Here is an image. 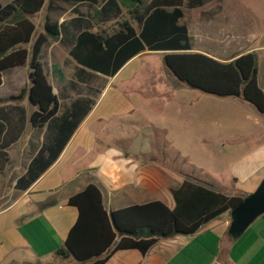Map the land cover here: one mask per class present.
I'll return each mask as SVG.
<instances>
[{"label":"crops","instance_id":"1","mask_svg":"<svg viewBox=\"0 0 264 264\" xmlns=\"http://www.w3.org/2000/svg\"><path fill=\"white\" fill-rule=\"evenodd\" d=\"M241 7L254 20L253 42L248 41L246 13L193 10V51L224 62L256 51L258 84L264 92V14L247 4ZM67 30L69 37L80 33L72 26ZM43 32L44 24L35 36ZM67 39L69 43L62 36L49 41L40 56L61 104L56 119L67 117L76 101L83 100L84 106L90 102V110L53 164L32 183L28 170L56 129L31 122L38 107L29 99V65L2 75L0 264H60L57 251L65 248L79 216L69 199L90 184L100 187L108 212L155 200L173 209L172 188L185 179L227 195L245 197L256 191L264 178V114L254 105L183 83L166 66L167 52H141L116 75H103L78 64L70 56L74 41ZM154 53L161 55L160 61L144 60ZM54 65L61 76H53ZM183 91L190 93L181 98ZM195 128L202 145L217 148L207 150L203 168L189 163L172 145L187 154L185 145L193 142ZM188 168H201V176ZM230 223L227 212L194 234L161 240L147 255L137 249L115 251L105 264H264V214L237 239L229 234ZM61 259L62 264H82L74 257Z\"/></svg>","mask_w":264,"mask_h":264},{"label":"trees","instance_id":"2","mask_svg":"<svg viewBox=\"0 0 264 264\" xmlns=\"http://www.w3.org/2000/svg\"><path fill=\"white\" fill-rule=\"evenodd\" d=\"M211 1L150 0L147 4L142 0H8L6 4L0 1V85L6 70L28 64L32 84L29 99L38 107L31 122L35 127L56 129L52 142L45 144L33 160L28 170L29 182L53 164L90 110V102L84 106L83 100L76 101L67 117L56 119L61 104L40 56L46 43L61 36L74 41L70 56L78 64L106 76L116 75L141 52H167L164 62L180 81L217 97H242L264 114L256 51L225 62L193 51V37L181 21L186 18V9L203 11ZM57 2L86 4L90 9L98 6V21L114 23L115 29L93 32L91 22L76 10L77 17L69 22L59 23L58 19L46 16L44 32L35 36L37 26L32 18L45 7L54 11ZM123 7L134 23L124 18ZM71 26L80 30L78 36L69 37L67 28ZM57 74L62 73L54 65L53 76ZM45 152L49 153L48 158H44ZM171 192L176 202L173 209L155 200L108 212L100 187L90 184L69 199V205L77 207L79 216L65 248L58 249L57 255L74 257L82 264H105L115 251L122 250L137 249L147 255L161 240L194 234L243 201V197L216 192L194 179H185Z\"/></svg>","mask_w":264,"mask_h":264},{"label":"rangeland","instance_id":"3","mask_svg":"<svg viewBox=\"0 0 264 264\" xmlns=\"http://www.w3.org/2000/svg\"><path fill=\"white\" fill-rule=\"evenodd\" d=\"M3 3L8 2V0H1ZM143 3L147 4L150 2V0H142ZM243 4H247L249 5V7L255 8L258 11L260 10V12H262L264 14V0H213L208 4V7L204 8L203 11H221L223 8V10H225V8H227V12H238V13H246L244 20L245 22L248 20V41L249 42H253L252 40V36L255 34V26L253 25V18L251 15L247 14V12H245L246 10L241 7L243 6ZM227 5H229L227 7ZM98 6H95L94 8H89L86 4H80V5H71V4H67L65 2H57L55 10L54 11H49L47 9V7H45L43 9V11L38 14L37 16L33 17L32 20L33 22H35V24L38 26L37 32H39L44 24L45 18L46 16H49L51 18H55V19H63V20H69L72 17L77 16L76 10H78L79 12H81L82 14L85 15V17H87L90 22L92 23V27L93 30L96 32H112L115 29V24L114 23H109V24H104L98 21L97 19V15H96V10H97ZM219 10H218V9ZM222 8V9H221ZM124 18L125 19H129L131 18L128 13L126 8H124ZM224 12V11H222ZM235 19V21L238 20V23H240V21L242 19L237 18V15H235V17L233 18ZM132 23H134V21L132 19H129ZM193 20H194V16H193V11H189L188 9H186V20H184V22L189 26L190 28V32L192 35H194L195 33V29H194V24H193ZM244 22V21H243ZM234 24H236L234 22ZM236 27L240 28V26L236 25ZM237 30V28H236ZM240 36V35H239ZM238 39H240V37H238ZM252 40V41H251ZM161 55L160 54H150L147 57H145L144 60H148L150 62H157L158 60L160 61ZM195 92L199 94V92L197 90H193L192 94ZM186 93H190L189 91H183L182 92V96L181 98L184 96V94ZM215 112V109H213ZM215 114V113H214ZM195 138L193 140V142H189L187 145H185L187 148H185V151L187 154H185L184 152H182V150H180L178 148V145L176 143H172V145L175 147V149L179 150V152H181L182 156H185L188 160L189 163L196 165V167H201L203 168V164L206 162V160L204 159V155L207 154V150L209 153H212L216 148L215 145H202L201 142H199L197 140V135H199V129L195 128ZM181 146V144H180ZM215 162V161H214ZM197 170L195 169H191L188 168V170L192 171V173L198 177H200L201 175H199V173L201 174L202 170ZM191 173V174H192ZM192 174V175H193ZM241 194L242 191L241 189L238 188V194ZM230 213V212H229ZM62 260L63 259H59L58 261L60 262V264H62Z\"/></svg>","mask_w":264,"mask_h":264},{"label":"water","instance_id":"4","mask_svg":"<svg viewBox=\"0 0 264 264\" xmlns=\"http://www.w3.org/2000/svg\"><path fill=\"white\" fill-rule=\"evenodd\" d=\"M262 214H264V178L254 193L247 194L243 197L242 203L231 210L229 234L233 239L239 238Z\"/></svg>","mask_w":264,"mask_h":264}]
</instances>
